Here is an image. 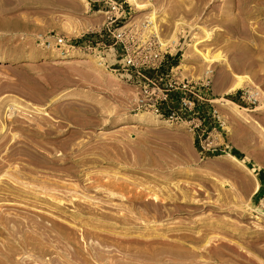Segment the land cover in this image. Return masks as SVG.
I'll use <instances>...</instances> for the list:
<instances>
[{"label":"rangeland","instance_id":"obj_1","mask_svg":"<svg viewBox=\"0 0 264 264\" xmlns=\"http://www.w3.org/2000/svg\"><path fill=\"white\" fill-rule=\"evenodd\" d=\"M107 1L0 0V264H264V0H122L210 82V147L133 110L111 54L44 42L100 38Z\"/></svg>","mask_w":264,"mask_h":264},{"label":"built area","instance_id":"obj_2","mask_svg":"<svg viewBox=\"0 0 264 264\" xmlns=\"http://www.w3.org/2000/svg\"><path fill=\"white\" fill-rule=\"evenodd\" d=\"M90 1L95 3L98 0ZM106 4H109L110 15L100 38L80 41L50 34L44 42L49 46L55 43L66 51L80 49L98 57L111 54L112 62L109 66L137 90L133 110L149 112L176 122L190 119L196 131H203L199 137L210 147L211 133L207 132L208 128L202 130L205 126V118L202 116L205 113L207 116L218 114L210 93V82L183 77L178 66L163 70L168 63V53L161 48L159 39L151 34L152 23L146 21L140 26L124 23L121 18L125 17L127 11L125 1L108 0ZM176 93H180L181 97L174 101ZM175 103L178 108L173 109L171 104Z\"/></svg>","mask_w":264,"mask_h":264},{"label":"bare ground","instance_id":"obj_3","mask_svg":"<svg viewBox=\"0 0 264 264\" xmlns=\"http://www.w3.org/2000/svg\"><path fill=\"white\" fill-rule=\"evenodd\" d=\"M128 2L130 3V4H132V5H134V6H136V7H138V8H142L144 5L143 4H141L140 2H139V0H128ZM151 21V20H150ZM154 29V28H153ZM172 42L174 43V44H176L177 42H178V38L175 36L174 37V39L172 40ZM207 55V54H206ZM58 57H60V56H56L55 58H58ZM63 57H67V56H63ZM245 81H243V80H239L238 82H237V80H236V85H235V87L233 88V89H235V88H238V87H242V86H244V84H246V82L244 83ZM256 95V94H255ZM230 102V101H229ZM230 103H233V104H235V105H237L236 103H234V102H230ZM137 117H138V119L139 120H143V117H144V115H137ZM230 157H231V159H233L234 161H239L236 157H234V156H232V155H230ZM31 181V180H30ZM37 181V180H36ZM41 181V180H40ZM48 182H49V180H48ZM51 182V181H50ZM68 188V187H67ZM51 197H53V195L51 196Z\"/></svg>","mask_w":264,"mask_h":264}]
</instances>
